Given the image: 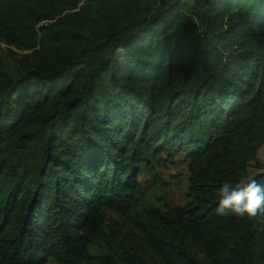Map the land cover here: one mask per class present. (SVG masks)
<instances>
[{"label":"trees","instance_id":"trees-1","mask_svg":"<svg viewBox=\"0 0 264 264\" xmlns=\"http://www.w3.org/2000/svg\"><path fill=\"white\" fill-rule=\"evenodd\" d=\"M96 1L88 43L45 25L79 0H0V39L38 54L0 86V264H81L104 211L135 206L141 169L182 151L190 202L161 224V264H264V213L217 211L224 180L264 185L247 171L264 145V2L196 0L186 14L159 0L127 24L140 0ZM14 139L39 145L29 174L4 154Z\"/></svg>","mask_w":264,"mask_h":264},{"label":"rangeland","instance_id":"rangeland-1","mask_svg":"<svg viewBox=\"0 0 264 264\" xmlns=\"http://www.w3.org/2000/svg\"><path fill=\"white\" fill-rule=\"evenodd\" d=\"M264 2V0H262ZM180 8L187 10L196 0H180ZM159 0H140L125 15V23L149 18L157 10ZM96 0H79L76 7L55 4L52 19L45 25L52 30H72L84 35L90 43L100 33L97 24ZM201 32V31H200ZM227 55V54H226ZM38 54L8 44L0 39V86L16 80L27 71L37 67ZM195 79L187 83L188 88ZM20 173L29 174L39 165V145L22 144L18 139L3 145ZM189 159L184 151L174 157L161 153L151 158L138 175L140 192L133 209L127 214L110 210L103 213L98 237L88 245L87 257L81 264H161L159 241L164 240L161 224L174 216L176 208L190 202L188 188L193 176L188 167ZM249 176H264V145L256 152V158L247 168ZM44 264H60L48 259Z\"/></svg>","mask_w":264,"mask_h":264},{"label":"clouds","instance_id":"clouds-1","mask_svg":"<svg viewBox=\"0 0 264 264\" xmlns=\"http://www.w3.org/2000/svg\"><path fill=\"white\" fill-rule=\"evenodd\" d=\"M230 210L238 217H256L264 213V185L255 179H244L237 183L224 180L218 188L220 213Z\"/></svg>","mask_w":264,"mask_h":264}]
</instances>
